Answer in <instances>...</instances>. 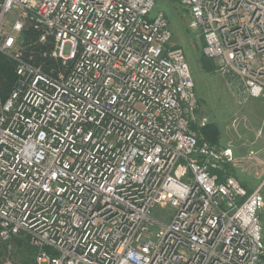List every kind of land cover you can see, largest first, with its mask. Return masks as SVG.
Listing matches in <instances>:
<instances>
[{
	"label": "built area",
	"instance_id": "1",
	"mask_svg": "<svg viewBox=\"0 0 264 264\" xmlns=\"http://www.w3.org/2000/svg\"><path fill=\"white\" fill-rule=\"evenodd\" d=\"M179 1L204 55L263 96L264 0ZM154 6L0 0L17 74L0 103V240L28 236L37 264L261 263L262 186L219 179L232 148L192 128L185 50ZM159 198L168 222L151 216Z\"/></svg>",
	"mask_w": 264,
	"mask_h": 264
},
{
	"label": "rangeland",
	"instance_id": "2",
	"mask_svg": "<svg viewBox=\"0 0 264 264\" xmlns=\"http://www.w3.org/2000/svg\"><path fill=\"white\" fill-rule=\"evenodd\" d=\"M160 11H163L169 20L173 33V42L182 46L185 50L197 96L195 123L199 126L201 121L206 123L214 121L222 131L220 145L231 147L235 144L232 136L233 132L237 130L239 122L242 127L245 125L249 126L246 118L244 120L240 119L241 113L250 110L261 114L260 120H252V123H258L257 127L260 129V136L261 134L264 135V96L247 98L239 78L221 71L215 59L207 60L208 65L206 66L203 62L205 39L200 28L191 27L192 16L187 5L179 0H155L152 15H157ZM27 35H29L27 39L29 40L32 34ZM241 120L243 121L241 122ZM259 140L263 142L264 136H261ZM248 144L249 141L244 140L242 142V146L246 147L245 150L254 149L253 145ZM262 157L258 152L250 151L248 157L244 160L251 162L250 169L262 170L264 169L263 162L259 165H257L258 163L256 165L252 164L255 162L254 160L257 159L259 161ZM233 168L234 174L240 178V181L244 182L251 190L261 185L264 194V174L257 175L254 172L242 170L241 167L237 168V166H232ZM173 212L174 207L168 201L159 198L153 206L151 216L156 220L168 222ZM261 221L263 226L262 214ZM12 248V241L3 243L0 240V264L6 257L11 258L15 264H18V261L13 256Z\"/></svg>",
	"mask_w": 264,
	"mask_h": 264
},
{
	"label": "trees",
	"instance_id": "3",
	"mask_svg": "<svg viewBox=\"0 0 264 264\" xmlns=\"http://www.w3.org/2000/svg\"><path fill=\"white\" fill-rule=\"evenodd\" d=\"M29 35H25V39L27 40ZM207 60L210 61V58L204 56L203 62L207 64ZM17 80L16 74V63L8 58L6 55L0 52V102L4 101L11 90L13 89ZM192 128L197 130L200 136V140H206L216 147L222 148L220 145L221 142V129L217 123L214 121H208L204 125H197L195 122L192 123ZM230 163H226L224 170L219 171V179L222 180L226 175H231L230 171ZM241 183L247 187L249 192L252 190L241 181ZM263 212V211H262ZM263 218V239H264V212L261 213ZM12 253L13 256L18 261V264H37L36 255L37 248L31 244L28 236L26 235H17L12 238ZM1 254V253H0ZM260 264H264V254L262 256V260Z\"/></svg>",
	"mask_w": 264,
	"mask_h": 264
},
{
	"label": "crops",
	"instance_id": "4",
	"mask_svg": "<svg viewBox=\"0 0 264 264\" xmlns=\"http://www.w3.org/2000/svg\"><path fill=\"white\" fill-rule=\"evenodd\" d=\"M264 96V95H263ZM242 116H240V119L246 118L249 122V126L245 125L242 127V124L239 122L237 130H235V132H233V141H235L231 148L233 151V160L230 163V171H231V175L237 177L238 179H240L237 175L234 174V168L232 169V166H237V168L241 167L242 170H247L248 172H254L257 175H263L264 174V169H250V164L251 162H249V160H244L245 158L248 157L249 152H258L259 154H261L263 157L262 159H259V161L256 159L254 160L255 162H253L252 164L258 163L257 165L261 164L263 162V168H264V141L260 142V137L264 136L263 134H261L260 136V129H258V123H252V120H260L261 118V114L254 113L251 112L250 110H248L247 112L244 111L243 113H241ZM258 116V117H257ZM255 117V118H254ZM241 120V122L243 121ZM253 121V122H254ZM247 126V127H246ZM246 140L249 141L248 145H253L254 149L249 148L247 150L246 147L242 146V142ZM255 146H257V148H255ZM226 146H223L222 148H224ZM244 147V148H243ZM257 158V157H255ZM238 164V165H237ZM246 166V167H245ZM245 167V168H244Z\"/></svg>",
	"mask_w": 264,
	"mask_h": 264
}]
</instances>
